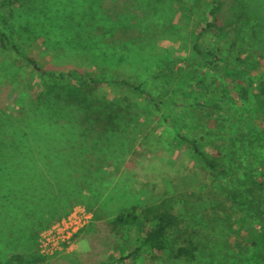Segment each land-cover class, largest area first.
<instances>
[{"label":"trees","instance_id":"16d2710c","mask_svg":"<svg viewBox=\"0 0 264 264\" xmlns=\"http://www.w3.org/2000/svg\"><path fill=\"white\" fill-rule=\"evenodd\" d=\"M29 1L0 3V69L19 58L33 65L41 85L37 94H31L32 73L26 71L25 65L14 72L8 68L10 81L19 75L25 83L10 105H0V242L14 249L15 255L30 253L37 234L66 216L73 206L96 199L105 165L119 163L130 150L132 141L126 132L128 127L134 129L140 123L132 124V113L119 108V101L101 94L98 87L103 83L128 85L149 95L150 90L122 77L118 62L130 60L165 30L179 24L180 19L190 23L192 11H197L205 22L201 31L222 30L216 23L221 0H131L136 2L132 6L134 11L117 13L115 17L98 10L99 3L94 0H35L33 7L37 11L32 7L18 11ZM86 5L96 10H78ZM152 11L179 12L157 19ZM230 11L245 27L238 34L256 52L253 57L259 61H255H263L262 76L256 86L258 95L264 94V0H230ZM149 20H156L152 30L138 28ZM118 28H136L140 36L122 42L108 41ZM38 40L43 51L72 63V68L62 72L45 69L35 62L24 46ZM192 48L198 54H209L200 49L198 35ZM3 56L7 59H1ZM81 66L84 68L78 69ZM169 68L162 67L161 76L155 75L160 89L175 81L176 73ZM233 71L225 69L226 80ZM211 96L215 100L216 94ZM215 108L221 112L220 106ZM144 121H150V117L141 124ZM251 126L255 125L238 121L234 133L226 138L228 146L220 158L200 148L195 138L183 136L182 140L190 143L199 163L218 178L231 173L230 153L235 151L243 154L241 163L247 172L253 173L258 165H264V142H259L264 127L263 131L258 128L254 132ZM237 190V197L233 196L235 208L249 221L256 219L263 231L264 195L258 196L264 193L262 183L250 180ZM180 223V215L161 203L132 205L120 210L112 220L115 227L140 226L141 241L134 248L133 258L142 250L155 260L168 256L191 261L197 256L198 246L191 240L188 245L176 243L170 236ZM228 228L218 232L221 248H228ZM251 231V235L257 234L256 227ZM257 240L255 236L251 244L255 245Z\"/></svg>","mask_w":264,"mask_h":264},{"label":"rangeland","instance_id":"374dc122","mask_svg":"<svg viewBox=\"0 0 264 264\" xmlns=\"http://www.w3.org/2000/svg\"><path fill=\"white\" fill-rule=\"evenodd\" d=\"M34 1L18 11L31 7L37 11ZM94 1L99 3L96 4L98 10L102 9L111 17L125 11L133 12L132 6H136L131 0H103L102 4L101 0ZM221 1L216 23L222 30L201 31L205 22L197 16V11H192L190 23L180 19L179 24L139 50L142 52L134 53L130 60L118 62L122 77H129L135 84L140 83L150 90L149 95L140 94L128 85L103 83L98 87L101 94L117 99L119 108L132 113V124L140 123L134 129L128 127L126 132L132 141L130 150L119 163L105 165L102 173L105 176L96 199L73 206L66 216L42 229L30 253L15 255L14 249L0 242V264H218L220 260L227 264H264V230H259L256 219L249 221L235 208L233 197H237V189L243 182H261L264 188V165L256 166L253 173L247 172L241 163L243 154L235 151L230 153L231 173L218 178L199 163L190 143L182 140L183 136L195 138L200 148L220 158L228 146L226 138L234 133L239 120L255 125L251 126L254 132L258 128L263 131L264 94L258 95L256 86L262 76L263 61L257 63L259 60L253 57L256 52L248 47V40L240 38L238 32L245 27L234 11H230V0ZM89 9L86 5L78 10H96ZM152 12L160 19L179 11ZM175 20L178 21V16ZM155 24L156 20H149L138 28L152 30ZM139 32L136 28H118L107 40L135 39L140 36ZM197 35L200 49L209 54H198L192 48ZM39 41L24 46L35 62L45 69L62 72L72 68V63L43 51ZM22 65L32 73L30 93L35 95L40 91L33 65L16 58L0 69V105L3 107L10 105L25 83L19 75L15 81H10L6 72L8 68L9 72H14ZM162 67H170L176 77L173 83L162 85L160 89L156 86L159 82L155 75L161 76L159 69ZM227 68L234 69L229 80L224 74ZM155 87L157 90H152ZM211 93L216 94L215 100ZM215 105L220 106L221 112ZM147 116L150 121L141 124ZM261 138L259 142H264V134ZM156 203L180 215L181 223L170 236L176 243L188 245L187 241L191 240L197 245L194 260L168 256L155 260L142 250L133 258L134 248L141 241L140 226L115 227L112 220L124 208ZM67 218L77 229L69 241L63 243L61 233L68 229L69 223H60L50 230ZM226 227H231L225 233L228 248H221L218 232L225 231ZM254 227L257 234L251 235ZM255 236L258 240L253 245L251 240Z\"/></svg>","mask_w":264,"mask_h":264},{"label":"built area","instance_id":"2783aa9c","mask_svg":"<svg viewBox=\"0 0 264 264\" xmlns=\"http://www.w3.org/2000/svg\"><path fill=\"white\" fill-rule=\"evenodd\" d=\"M60 223H69V225L67 226L68 229H65V231L61 233V238H60L61 242L67 243L71 238V236L76 232L77 227L72 226V223L69 222V218H67L64 220L62 219L61 222H58L55 225H53L52 230L50 231H53Z\"/></svg>","mask_w":264,"mask_h":264}]
</instances>
